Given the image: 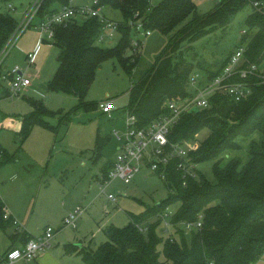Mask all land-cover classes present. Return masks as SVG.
<instances>
[{"label":"trees","instance_id":"trees-1","mask_svg":"<svg viewBox=\"0 0 264 264\" xmlns=\"http://www.w3.org/2000/svg\"><path fill=\"white\" fill-rule=\"evenodd\" d=\"M71 2L44 0L33 26ZM103 5L120 10L124 16L119 42L112 48L97 43L101 34L98 17L72 18L66 25L58 26L51 41L60 49L58 68L47 89L76 96L80 99L78 108L99 109L98 104L85 102L98 69L108 58H116L129 74L133 73L137 62L128 59L125 52L133 40L130 23L142 20L145 29L171 35L154 66L129 91L125 112L135 116L143 128L169 115L168 100L192 96L189 79L194 64L189 55L193 44L217 29L229 27L235 16L251 4L250 0H220L205 15L198 14L195 0H159L155 5L153 0H101L99 6ZM189 17L191 22L182 26ZM18 25L12 14L0 13V51L16 33ZM246 25L249 31L242 35L237 49L243 47L248 62L263 66L264 11L253 7ZM253 31L255 34L251 36ZM229 58L218 70H207L208 78L216 77ZM255 80L248 100L237 102L228 95L216 94L210 98L209 107L182 115L169 135L170 143L191 142L197 141L203 129H209V136L201 142L193 158L198 164L216 161L214 182L198 170V178H190L184 186L181 174L171 166L168 180H163L169 187L164 201L147 206L141 215L129 214L130 222L124 228L107 227V241L97 249L68 243L63 247L64 253L81 257L84 264H261L264 257V83L261 79ZM29 101L34 107L22 119L19 132L22 137H29L36 125L56 131L58 128L47 123L45 116H60V124L70 122L64 111H52L41 101ZM256 132L262 134V139L251 144L246 164L239 158L222 164L223 154L241 149L238 142L241 137H250ZM97 139L95 153L99 158L110 139L101 135ZM3 155V161L11 159L5 152ZM109 173L108 168H103L97 180L108 181ZM2 197L0 230L5 231L13 219L5 218L7 207ZM174 204H179V208L167 219L175 232L166 237L160 232L164 226L162 216ZM201 215L203 226L186 233L184 225L198 222ZM10 238L26 243L32 236L24 231L13 233Z\"/></svg>","mask_w":264,"mask_h":264},{"label":"rangeland","instance_id":"rangeland-1","mask_svg":"<svg viewBox=\"0 0 264 264\" xmlns=\"http://www.w3.org/2000/svg\"><path fill=\"white\" fill-rule=\"evenodd\" d=\"M36 0H16L6 3L0 0V13H10L17 21H21L24 11ZM74 7H91L95 0H71ZM159 0H153V5ZM220 0H195L197 12L205 15L214 8ZM13 5L16 9L12 10ZM253 7L248 5L239 12L226 29H217L193 44L189 59L194 64L190 77L200 74L207 76V70H218L230 55L234 54L239 46L243 34L249 31L246 19ZM102 15L106 18L122 23L124 16L120 10L109 6L101 7ZM189 17L183 24L191 22ZM82 20V19H81ZM142 21H136L141 25ZM181 26V27H182ZM133 39L143 41L140 54L134 56L137 67L129 74L116 58H108L98 69L85 102L99 104L108 100L113 104V118L99 108L86 111L78 108L80 99L65 92L48 90L41 84L48 86L58 68L60 49L54 43L41 45L38 30L31 28L17 38L15 46L7 58L6 65L19 66L27 70L26 54L38 49V61L27 72L33 77V87L30 92L23 93L15 98H1L0 91V150L11 159L0 163V194L7 206V212L13 221L6 231L0 230V257L10 245V236L18 228L28 230L34 237L42 235L48 227L54 231L52 246L47 250L52 252L46 264H84V260L77 255H65L64 245L80 242L93 249H97L107 241L106 228L114 225L118 228L126 227L130 222L129 214L141 215L147 206H154L164 201L169 190L161 177L154 174L144 166L131 184L122 179H114L102 194L101 183L97 177L103 168L112 170L117 160L119 141L114 132L124 136L127 131V113L125 109L129 101V91L132 84H137L142 76L154 66L156 59L165 50L171 35H163L153 30L150 36L143 34V27L138 32L136 26L132 27ZM255 31L250 32L252 36ZM121 38L117 33L113 40L97 43L104 48H112ZM186 47V46H185ZM245 47V46H244ZM132 48H128L125 56L133 59ZM264 66V62L262 63ZM189 91L194 92L192 87ZM32 101H41L52 111H64L63 115L69 117L68 124H60V116L44 117V120L56 131L36 125L29 137L24 138L9 128L8 125L23 119L33 111ZM210 134L209 129H203L197 135V141L203 142ZM107 137L110 140L102 150L101 157H96L97 137ZM262 134L256 132L250 137H241V149L223 154L225 165L229 161L239 158L246 164L249 159V148L253 142H260ZM215 160L202 162L198 165L210 181L214 182L213 166ZM113 194L118 199L115 204L107 196ZM77 206L87 207L86 213L79 218L77 228L64 227V219ZM179 204L170 206L169 212L173 216ZM164 228V227H163ZM165 229V228H164ZM161 234L166 237L175 232L169 228L171 234ZM19 231V232H20ZM162 260H164L162 258ZM18 264H41L39 260ZM264 264V258L261 261Z\"/></svg>","mask_w":264,"mask_h":264},{"label":"built area","instance_id":"built-area-1","mask_svg":"<svg viewBox=\"0 0 264 264\" xmlns=\"http://www.w3.org/2000/svg\"><path fill=\"white\" fill-rule=\"evenodd\" d=\"M43 1L36 0L34 2L28 13H26L27 15L19 22L16 33L0 51V81L2 85L6 84L9 89L10 98L19 97L33 84L32 78L24 73L19 66L9 67L6 65L7 58L15 46L17 38L23 35L26 30L35 27L40 34L42 45L45 42L53 41L55 29L60 25H66L72 18L98 17L101 22V34L98 41L104 42L114 39L115 35L119 33L120 23L112 21L105 16L103 17L101 14V7L99 6L101 0H95L91 7L78 8L70 4L33 26ZM250 4L258 11H264V0H250ZM10 7L12 6L10 5ZM130 24L132 27L136 26L138 32H141L144 27L143 21L141 25H136V22ZM151 33L152 31L146 29L143 34L150 36ZM142 44L143 41L140 38L132 40L130 46L132 50L134 49L132 61H134V56L140 54ZM37 51L36 49L28 55L30 65L33 64ZM244 52L243 47L237 49L230 56L222 71L213 79L203 77L200 74L191 76L189 87L194 90L192 96L190 95L180 100H168L166 108L169 110V115L161 116L143 128L139 127L135 116L127 115L128 126L124 136H121L118 132H114L112 135L119 141H123V143L119 147L117 160L109 173V180L101 183L102 194L106 193V189L114 179L119 178L126 184H131L136 176L142 172L144 166L148 167L154 174H158L165 181L168 180L169 168L175 166L176 170L181 174L184 186L187 185L190 178H198L199 164L194 161L193 153L197 152L201 143L198 141L170 143L169 135L182 115L209 107L212 96L225 94L232 97L235 101L241 102L248 100L253 94L255 79H261L264 83V66L248 62ZM98 108L104 114H107L110 119L113 118L114 109L111 100L99 103ZM3 158V152L0 150V162L3 161ZM107 198L115 204L118 203L117 197L113 194L108 195ZM85 212V207L77 206L74 208L64 219V227L77 228V222ZM162 217L164 219V233L171 234L169 228L172 224L167 219L171 217L169 209L166 210ZM202 217L201 215L200 220L196 223L184 225L183 229L185 232L189 233L192 230H199L203 226ZM5 218H10L8 212ZM13 223L17 224L14 221ZM54 235L53 229L48 227L42 235L31 238L23 246L10 248L0 259V264L27 263L38 259L41 251L47 250L52 246L51 241Z\"/></svg>","mask_w":264,"mask_h":264},{"label":"crops","instance_id":"crops-1","mask_svg":"<svg viewBox=\"0 0 264 264\" xmlns=\"http://www.w3.org/2000/svg\"><path fill=\"white\" fill-rule=\"evenodd\" d=\"M34 3H32L29 7H27L26 9H25V11H24V15L22 16V18H21V21L24 19V17H25V15H27L26 13H28V11L30 10V8L32 7V5H33ZM12 6V8H14V9H16L15 7H13V5H11ZM101 14H103L102 13V10H101ZM21 21H18V22H21ZM35 28V27H34ZM36 30V29H35ZM39 33V32H38ZM39 36H40V34H39ZM109 40H113V39H109ZM45 43H51V42H45ZM36 50V49H35ZM35 50H33V51H30V52H28L27 54H26V60H27V63H28V68H27V70L25 71V70H23L22 68V70H23V72L24 73H26L28 76H30L31 78H32V80H33V77H32V75L30 74V73H28L27 71L29 70V69H31L32 67H34L35 65H36V61H38L37 59H38V51H37V53H36V55H35V58H34V61H33V64L32 65H30L29 64V62H28V55L30 54V53H32V52H34ZM38 50V49H37ZM9 67H11V66H9ZM41 87L42 86H44V87H46L45 89H47V86L46 85H44V84H41L40 85ZM32 87H33V84H32V86L31 87H29L28 88V90L25 92V93H27V92H30L31 90H32ZM9 89L7 88V86H6V84L5 85H3V86H1L0 87V91H2V97L1 98H10L9 97V91H8ZM22 95V94H21ZM20 95V96H21ZM13 99V98H12ZM22 119H20V120H18V121H16V122H14L13 121V123H11V124H9L8 125V127L9 128H14L15 129V131H17L18 132V134H19V132H20V130H21V127H22ZM101 183V182H100ZM1 195V194H0ZM109 200V199H108ZM111 201V200H110ZM112 202V201H111ZM7 207V206H6ZM86 208V211H87V207H85ZM86 213V212H85ZM84 213V214H85ZM83 214V215H84ZM82 215V216H83ZM10 218L11 219H13V214L11 213V216H10ZM6 231V230H5ZM20 229L18 228L17 230H15L14 232L15 233H22V232H24V231H26L30 236H32V238L34 237L28 230H21L20 232ZM13 234V233H12ZM11 234V235H12ZM11 237V236H10ZM10 241H11V243H10V245L8 246V248L5 250V252L1 255V257H0V259L3 257V255L10 249V248H12V247H21V246H23L24 244H25V242H23V241H21L19 238H16V239H11L10 238ZM84 246H86V244H84L83 242H80V244H79V247L80 248H83ZM63 251H64V248H63ZM52 254V252L50 251V250H44V251H41L40 252V255H39V257H38V259H36V260H39V263H41V264H46L47 262H48V260H49V255H51ZM65 254V253H64ZM66 255V254H65ZM75 255V254H74Z\"/></svg>","mask_w":264,"mask_h":264},{"label":"water","instance_id":"water-1","mask_svg":"<svg viewBox=\"0 0 264 264\" xmlns=\"http://www.w3.org/2000/svg\"><path fill=\"white\" fill-rule=\"evenodd\" d=\"M43 88H46V87H44V86H42Z\"/></svg>","mask_w":264,"mask_h":264}]
</instances>
